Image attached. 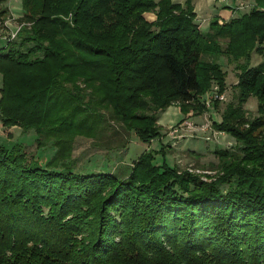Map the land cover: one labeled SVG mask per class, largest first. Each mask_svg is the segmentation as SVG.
Segmentation results:
<instances>
[{
  "label": "trees",
  "instance_id": "trees-1",
  "mask_svg": "<svg viewBox=\"0 0 264 264\" xmlns=\"http://www.w3.org/2000/svg\"><path fill=\"white\" fill-rule=\"evenodd\" d=\"M48 1L38 27L0 50L3 125L56 147L46 165L0 147V264H264V141L253 137L264 127V0L226 23L214 18L207 33L192 0ZM58 10L69 21L52 18ZM253 51L263 60L251 67ZM204 55L240 70L237 103L212 124L238 146L216 153L213 180L157 165L151 153L123 178L71 170V140L105 124L103 109L144 144L159 137L158 114L170 104L205 113L202 93L224 95L225 86ZM250 96L261 117L246 120Z\"/></svg>",
  "mask_w": 264,
  "mask_h": 264
},
{
  "label": "rangeland",
  "instance_id": "rangeland-1",
  "mask_svg": "<svg viewBox=\"0 0 264 264\" xmlns=\"http://www.w3.org/2000/svg\"><path fill=\"white\" fill-rule=\"evenodd\" d=\"M21 2L24 3L27 16L22 15ZM59 4L67 5V2L60 1ZM50 5L48 0L47 2L45 0H9L0 5V50L6 46L7 40H16L15 35L20 29H36L38 26L35 19L43 13L47 14ZM224 5L234 9L233 17L237 18L250 10L253 1L208 0L204 8L206 14H198V21L200 20L198 26L203 32L208 31L210 23L202 19L216 12L220 14ZM63 11L49 12L52 18L60 17L64 21H69L70 16H63ZM144 17L149 22L155 20L152 13L145 14ZM227 42L228 40L219 41L222 47H225ZM201 59L206 62H217L221 66L225 93L224 100L219 101L216 108L210 104V101H213L211 89L204 91L200 97L203 102H206L207 111L203 114L194 115L193 111H183L177 102L170 104L158 114L156 125L159 137L148 144L140 142L134 134L125 132L118 122L112 121L110 111L103 109L105 124L96 127L93 135H83L81 132L79 133L81 135L74 136L72 143L70 142V150L64 151L67 156L69 155L71 170L83 175L107 172L123 178L128 175L133 161L144 153H151L157 165L164 163L168 167H176L179 171L187 170L200 176L202 181L213 180L218 173L216 153L223 150L236 151L238 146L233 136L216 131L212 124L220 121L226 105L231 101L234 104L237 103L234 85L237 83L240 70L235 63L228 62L224 56L211 58L204 55ZM250 60V66L253 67L262 62L263 57L253 51ZM261 106L263 113L264 103ZM242 108L246 120L261 117L257 111L258 102L254 96H250ZM261 119L264 122V117ZM174 129H177V133L172 134ZM241 129H248L247 124L242 125ZM253 137L263 142L264 127L255 131ZM0 147L6 150L15 148L25 151L26 155L36 159L39 165L51 163L56 155V147L51 140L41 139L33 129L24 130L16 126H4L1 119Z\"/></svg>",
  "mask_w": 264,
  "mask_h": 264
},
{
  "label": "crops",
  "instance_id": "crops-1",
  "mask_svg": "<svg viewBox=\"0 0 264 264\" xmlns=\"http://www.w3.org/2000/svg\"><path fill=\"white\" fill-rule=\"evenodd\" d=\"M185 1L186 0H173L174 3L181 4V5L184 4ZM207 1L208 0H192L193 12L196 15L195 22L197 24H198V22H200V20L198 21V19H199L198 14L199 13H205L206 14V11L204 8L206 6ZM221 10H222V12L220 14L218 12H216L214 15L206 16L207 18L202 19V21L206 20L207 22L210 23L211 22L210 19L216 18L218 21V24H223V23H226V22L230 21L231 19L235 18V17H233V10L234 9H232L230 6L224 5V7ZM208 31H209V28H208ZM207 32H205V33H207Z\"/></svg>",
  "mask_w": 264,
  "mask_h": 264
},
{
  "label": "built area",
  "instance_id": "built-area-1",
  "mask_svg": "<svg viewBox=\"0 0 264 264\" xmlns=\"http://www.w3.org/2000/svg\"><path fill=\"white\" fill-rule=\"evenodd\" d=\"M12 37H14V35H12ZM214 89H215V93H214V95L212 96V97H213V100L223 101V100H224V95H218V94H216V88L214 87ZM187 126H188V127H191L190 124H187ZM175 133H177V129H174V130L172 131V134H175Z\"/></svg>",
  "mask_w": 264,
  "mask_h": 264
}]
</instances>
